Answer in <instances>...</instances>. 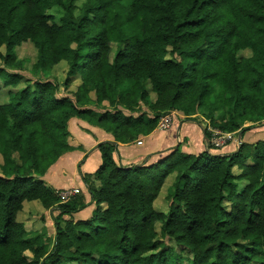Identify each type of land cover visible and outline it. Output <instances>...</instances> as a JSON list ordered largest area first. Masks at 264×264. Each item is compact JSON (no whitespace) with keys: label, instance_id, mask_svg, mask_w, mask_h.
<instances>
[{"label":"trees","instance_id":"trees-1","mask_svg":"<svg viewBox=\"0 0 264 264\" xmlns=\"http://www.w3.org/2000/svg\"><path fill=\"white\" fill-rule=\"evenodd\" d=\"M80 1L0 0V81L12 88L0 101V264H264V140L219 155L207 127L208 151L178 148L130 168L115 160L113 142H101L100 185L88 181L97 207L87 220L73 218L86 207L80 190L64 200L43 179L76 149L72 118L123 143L172 112L199 114L226 133L263 123L264 0ZM56 6L63 18L50 23ZM26 42L36 48L31 67L17 52ZM247 49L251 56H238ZM62 61L64 88L81 80L68 94L53 75ZM139 100L153 118L91 107L109 101L135 110ZM173 173L168 210H158L154 201ZM32 201L59 210L53 238L30 237L18 221Z\"/></svg>","mask_w":264,"mask_h":264},{"label":"crops","instance_id":"crops-1","mask_svg":"<svg viewBox=\"0 0 264 264\" xmlns=\"http://www.w3.org/2000/svg\"><path fill=\"white\" fill-rule=\"evenodd\" d=\"M147 90L149 93L148 100L154 102L156 94L150 89V85H148ZM92 95L94 98V94ZM91 107L98 114L104 113L107 110L114 114L117 110H121L126 117L139 118L140 116L145 115L144 118L146 120L154 117V112L150 109L149 105L142 100H139L138 104L134 106L133 109L135 110H130V108L121 104L111 105L109 101L108 103L103 102L100 107ZM198 115H193L191 118H187L180 112H174L173 125L170 129L161 130L157 127L151 133L140 134L138 138L125 143L117 141L113 133L110 131H106L96 125L90 124L85 120L72 118L69 121V142L76 149L60 157L58 161L49 168L43 179L48 186L60 191V193L66 190L79 189L86 198V207L75 213L73 218L76 221L87 220L91 218L96 209V202L92 200L88 181H91L92 185H95L96 187H99L100 185L96 172L102 164V155L97 148L101 142H113L117 146L114 158L117 163L124 168L143 164H155L178 148L181 149L183 153L198 155L209 150V142L205 131L207 126L210 125L209 121ZM244 126L250 128L243 134H237V139L230 142L226 147L220 150H211L212 153L230 155L236 152L240 137L244 143H256L260 140H264V122L260 124H253L251 122ZM247 163L252 164L253 159H249ZM175 179L176 173H173L166 178L160 194L154 203H169L167 200L168 189L174 183ZM160 210L166 211L167 209H163L161 206ZM58 211L59 210L56 207L50 210H46L43 207V214L38 216L43 220L42 225L44 226L40 232L35 230L36 233H32L29 230L28 222H30V224H36V216L33 217V220L32 218H29L30 220L26 221L27 223H24L23 221L25 220H21L24 213L22 210L18 213V221L26 225L30 236H35L43 232L50 234L55 228L53 217ZM65 218H69V216H65ZM50 223L52 229H49L48 227ZM33 227L35 229L39 228L38 226Z\"/></svg>","mask_w":264,"mask_h":264},{"label":"rangeland","instance_id":"rangeland-1","mask_svg":"<svg viewBox=\"0 0 264 264\" xmlns=\"http://www.w3.org/2000/svg\"><path fill=\"white\" fill-rule=\"evenodd\" d=\"M83 1L84 0H81L80 2H78V4L81 5L83 3ZM47 15H49L51 18L53 17V19L50 21V23H52V22L60 23L61 22V19L63 18V15H64V9L61 8V7H57L56 6V8H52V9L48 10L47 11ZM114 47L115 46H113V49H114ZM17 52H18V55H19L20 58H24V59L27 60L28 67H31L32 61H35L36 60V48L34 47V45L31 42L23 43L20 47L17 48ZM251 55H252V52L249 49H247L245 51H242V52H240L238 54L239 57H249ZM1 64H2V62L0 60V65ZM68 68H69L68 63L66 61H62L57 66H55V68L53 69V75L56 77L55 80H57V82L60 83V85H61V92H62V94L71 93L72 90H75L77 88V85L81 81L79 79V77L76 76V77H74V79H72V83H71V87H70L72 90L65 89L64 88V80H65V78L67 76ZM25 74L31 76L28 72H25ZM0 87H1V91H0V101H4L7 98V96H8V91L10 89H12V88L3 87V83L1 81H0ZM248 123H251V122H248ZM248 123H245V124H248ZM260 123H262V122H254L253 124H260ZM0 161H1V158H0ZM234 170H235V172H238L239 171L237 168H235ZM34 202H26V203H24V209H23V212L24 213H23V218H21L22 221L25 220V221H23L24 223H27L26 221L30 220L29 218H32V220H33V217L36 216L35 217V219L37 218L36 219L37 220L36 224L35 223L34 224L32 223L33 224L32 225V224H30V222H28V224H29V230L32 233H36L35 230H37V231L40 232L43 229V227H44L42 225L43 224V220H41V218L38 217V216H41L43 214V207H42V205H41V203L39 201H34ZM154 204L157 205L155 207L158 210H160V207L161 206H162L163 209H167L168 210L169 203H154ZM96 207H97V205H96ZM104 207H105V205H104ZM29 211H30V213H29ZM33 226H38L39 228L37 227L38 229H35ZM159 226L160 225H158V229H159ZM48 227H49V229L50 228L52 229L51 223L49 224ZM46 228H47V226H46ZM55 232H56V229L54 228L53 229V232H52L53 234L51 232H50V234H47L46 232H43L42 234H45L48 237H52L53 238ZM30 237H33V236H30ZM171 246H172V244H171ZM26 254H27V256L29 258H32V254L30 252H27Z\"/></svg>","mask_w":264,"mask_h":264},{"label":"built area","instance_id":"built-area-1","mask_svg":"<svg viewBox=\"0 0 264 264\" xmlns=\"http://www.w3.org/2000/svg\"><path fill=\"white\" fill-rule=\"evenodd\" d=\"M173 117L174 112L163 115L159 121L158 128L161 130L170 129L173 125ZM208 129L211 133L210 144L215 148L214 150H220L229 145L230 142L235 141L237 139L236 132L226 133L222 130L212 128L210 125L208 126ZM77 193H79V189L62 191L60 195L64 200H68L71 196Z\"/></svg>","mask_w":264,"mask_h":264},{"label":"water","instance_id":"water-1","mask_svg":"<svg viewBox=\"0 0 264 264\" xmlns=\"http://www.w3.org/2000/svg\"><path fill=\"white\" fill-rule=\"evenodd\" d=\"M242 144H243V142H242V139H241V137H240V138H239V142H238V149L236 150V152L239 151V149L241 148Z\"/></svg>","mask_w":264,"mask_h":264}]
</instances>
